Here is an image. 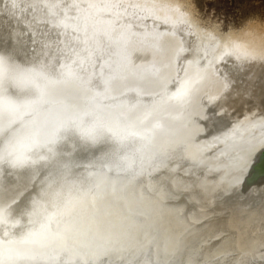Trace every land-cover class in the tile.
I'll use <instances>...</instances> for the list:
<instances>
[{
    "label": "bare ground",
    "instance_id": "1",
    "mask_svg": "<svg viewBox=\"0 0 264 264\" xmlns=\"http://www.w3.org/2000/svg\"><path fill=\"white\" fill-rule=\"evenodd\" d=\"M259 24L204 28L190 0H0V38L69 57L56 67L60 79L17 91L39 84L51 119H95L127 145L122 167L80 161L87 187L66 190L58 207L41 202L31 217L39 235L25 247L58 264H264V175L250 181L246 162L264 153ZM141 121L158 123L166 142L158 134L142 143ZM43 179L30 177L20 196ZM22 223L4 217L5 258Z\"/></svg>",
    "mask_w": 264,
    "mask_h": 264
},
{
    "label": "snow or ice",
    "instance_id": "2",
    "mask_svg": "<svg viewBox=\"0 0 264 264\" xmlns=\"http://www.w3.org/2000/svg\"><path fill=\"white\" fill-rule=\"evenodd\" d=\"M30 44L33 46L18 49L0 38V71L6 73L0 80V89L3 90L0 118L8 116V123L0 124V173L3 176L14 173L26 181L20 187L0 178V236L5 232V216L9 220L23 222L13 231L17 239L14 247L5 250L6 258L5 252L0 251V264H58L56 258L45 260L25 247L35 243L39 235L33 228L31 217L41 202L58 207L64 203L66 190H72L76 184L81 188L87 187L89 180L84 175L87 168L80 161L87 160L92 168L97 165L103 168L109 163L122 167L119 158L127 148L95 119L88 122L51 119V104L45 100L39 84L35 85V91L23 95L17 91L21 84L32 83L37 77L41 83L48 78L60 79L63 74L57 73L56 67L62 57L69 59L63 52L46 51L45 46L37 44L34 39ZM53 55L56 56V65L49 67L47 58ZM42 59L45 60L43 65L40 64ZM21 64L31 67H21ZM93 86L101 87L99 81ZM17 113H22L23 118L14 119ZM37 116L42 118L37 120ZM254 164L264 167V153L256 157ZM37 173L46 179L39 188L33 185L32 191L21 197L20 193L28 187L27 181ZM59 264H64L63 260Z\"/></svg>",
    "mask_w": 264,
    "mask_h": 264
},
{
    "label": "rangeland",
    "instance_id": "3",
    "mask_svg": "<svg viewBox=\"0 0 264 264\" xmlns=\"http://www.w3.org/2000/svg\"><path fill=\"white\" fill-rule=\"evenodd\" d=\"M190 2L196 18L204 28L214 27L220 32H227L245 28L249 23L264 25V0H190Z\"/></svg>",
    "mask_w": 264,
    "mask_h": 264
},
{
    "label": "water",
    "instance_id": "4",
    "mask_svg": "<svg viewBox=\"0 0 264 264\" xmlns=\"http://www.w3.org/2000/svg\"><path fill=\"white\" fill-rule=\"evenodd\" d=\"M206 66H208V65H206ZM195 68H197L198 69V67H197V65L195 66ZM203 68H205V67H199V71H202L203 70ZM204 76L205 75H202V77H203V79H204ZM202 77H201V79H202ZM192 80H198V79H192ZM157 112H159V111H157ZM157 112H154L155 113V115H156V113ZM154 113H153V115H154ZM148 116V115H147ZM129 117V120H130V115L128 116ZM176 121L177 122H179L178 121V119L176 118ZM131 122H132V119H131ZM133 124H135V123H133ZM157 125H159L158 123H154L153 125H148L147 123H145V121H141V123L139 124V128H141L140 130H141V132H142V134L144 133V131L146 132V131H148V133H147V136L145 137V135H144V137L145 138H142L143 140H141V142L142 143H144L145 141V143H147L148 144V142H149V140L154 136H158V134H159V137L158 138H160V139H158L157 140V142H159V143H163V142H166L164 139L166 138V136H167V132H166V130H163V129H161L160 127H158ZM145 126H146V128H145ZM155 126H157L158 127V129H156V127ZM160 130V131H159ZM154 134V135H153ZM162 137V138H161ZM191 138V137H190ZM153 140H154V138H152ZM192 139V138H191ZM182 147H184V146H182ZM255 159L256 158H254L253 160H251V161H246L248 164H249V169H248V173L249 172H254V173H256L253 177H248V179L251 181V180H253V179H255L257 176H261V175H264V167L262 168V169H260V167L261 166H258V165H255L254 164V161H255ZM260 169V170H259ZM245 176V175H244ZM251 178H253V179H251ZM154 205V204H153ZM158 206V205H157ZM159 207V209L162 211V209L160 208V206H158ZM256 261H258V262H260V260H256ZM261 262H264V261H261Z\"/></svg>",
    "mask_w": 264,
    "mask_h": 264
}]
</instances>
